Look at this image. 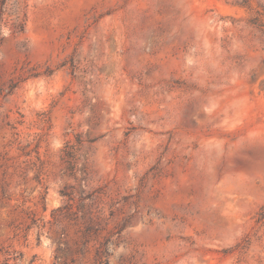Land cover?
Masks as SVG:
<instances>
[{
	"label": "rangeland",
	"instance_id": "obj_1",
	"mask_svg": "<svg viewBox=\"0 0 264 264\" xmlns=\"http://www.w3.org/2000/svg\"><path fill=\"white\" fill-rule=\"evenodd\" d=\"M236 2L0 0V264H264V0Z\"/></svg>",
	"mask_w": 264,
	"mask_h": 264
},
{
	"label": "trees",
	"instance_id": "obj_2",
	"mask_svg": "<svg viewBox=\"0 0 264 264\" xmlns=\"http://www.w3.org/2000/svg\"><path fill=\"white\" fill-rule=\"evenodd\" d=\"M234 2L240 6L252 9L251 6L249 4H247V2L241 3V2H236V0H234ZM263 9H264V7H263ZM262 17L264 18V12H260L259 10H255V16H254V18H252L253 20H251V21L253 24L262 27V32L264 33V20H262ZM35 152H37V150H35ZM256 215H257V217H256L257 222H262L264 220V205H262L259 208Z\"/></svg>",
	"mask_w": 264,
	"mask_h": 264
}]
</instances>
